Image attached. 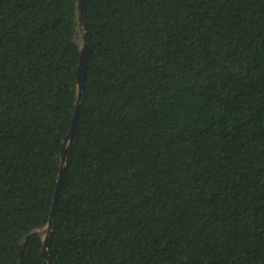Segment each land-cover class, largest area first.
<instances>
[{"label":"trees","instance_id":"trees-1","mask_svg":"<svg viewBox=\"0 0 264 264\" xmlns=\"http://www.w3.org/2000/svg\"><path fill=\"white\" fill-rule=\"evenodd\" d=\"M77 0H0V264H48ZM87 60L54 264H264V0H83Z\"/></svg>","mask_w":264,"mask_h":264},{"label":"water","instance_id":"water-1","mask_svg":"<svg viewBox=\"0 0 264 264\" xmlns=\"http://www.w3.org/2000/svg\"><path fill=\"white\" fill-rule=\"evenodd\" d=\"M82 4H83V0H77V5H76L77 22H78L79 37L81 36V39L78 40L79 59H78L77 69H76L77 96H76V101H75V109L73 111V117L71 119L70 129H69L68 133L65 135V137L63 138V142H62V146H61L60 171L58 174L56 187H55V191H54L50 217H49L47 224L42 229L37 231V233H39L43 236V238H42V254L45 257V259L47 260L48 264H54L49 253H48L47 239H48V235H49V232L51 230V227H52V220H53V216H54V212H55L56 200H57L58 193H59V185L61 183L62 172L64 170L65 161H66V157H67V148H68V145H69L70 140H71L72 135H73L74 127H75L76 120H77L78 111H79L80 104H81V96H82V91H83V81H84V74H85V69H86L87 39H86V34H85L86 26H85V22H84L83 17H82ZM24 242H25V240L23 239L21 244H20V251H19L20 252V258H19L18 264H22V253H23Z\"/></svg>","mask_w":264,"mask_h":264},{"label":"rangeland","instance_id":"rangeland-1","mask_svg":"<svg viewBox=\"0 0 264 264\" xmlns=\"http://www.w3.org/2000/svg\"><path fill=\"white\" fill-rule=\"evenodd\" d=\"M81 39V36L78 38V40H80Z\"/></svg>","mask_w":264,"mask_h":264}]
</instances>
